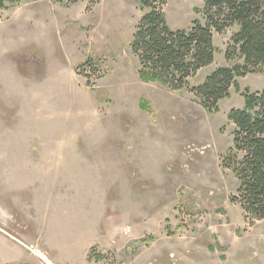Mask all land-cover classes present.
<instances>
[{
    "label": "rangeland",
    "instance_id": "1",
    "mask_svg": "<svg viewBox=\"0 0 264 264\" xmlns=\"http://www.w3.org/2000/svg\"><path fill=\"white\" fill-rule=\"evenodd\" d=\"M203 4L165 0L168 28L203 24ZM141 15L134 0L0 12V264H264V219L230 202L238 182L221 166L227 114L264 88V68L208 114L186 90L139 80ZM231 32L188 88L241 64L224 57ZM88 59L95 75L76 70Z\"/></svg>",
    "mask_w": 264,
    "mask_h": 264
},
{
    "label": "trees",
    "instance_id": "2",
    "mask_svg": "<svg viewBox=\"0 0 264 264\" xmlns=\"http://www.w3.org/2000/svg\"><path fill=\"white\" fill-rule=\"evenodd\" d=\"M36 1L39 0H0V12ZM134 1L142 15L129 47L138 62L140 81L159 83L173 92L186 90L206 113L213 114L218 112V103L229 98L231 89L238 91V78L264 68V0H204V23L194 20L186 31L168 28L162 11L165 0ZM231 29L235 31L224 57L226 62L238 60L241 64L218 68L203 84L188 88L189 79L213 62V34L222 35ZM81 69L89 75L97 73L90 59L76 70ZM86 86L95 87L88 79ZM241 97L244 107L231 109L227 114L233 125L232 148L221 158V166L238 182L230 202L238 205L253 223L264 219V88L255 93L244 90Z\"/></svg>",
    "mask_w": 264,
    "mask_h": 264
},
{
    "label": "crops",
    "instance_id": "3",
    "mask_svg": "<svg viewBox=\"0 0 264 264\" xmlns=\"http://www.w3.org/2000/svg\"><path fill=\"white\" fill-rule=\"evenodd\" d=\"M232 30V32L230 33V36H229V38H227L228 40L230 39V37H231V34L235 31V29H231ZM229 32H230V30H228ZM228 31H226L227 33H228ZM226 32L225 33H223L222 35H224V34H226ZM215 36H220V35H216V34H213V38H212V40L214 39V37ZM230 95H231V92H230ZM230 95H229V98H230ZM219 104V103H218ZM242 109V108H241Z\"/></svg>",
    "mask_w": 264,
    "mask_h": 264
},
{
    "label": "bare ground",
    "instance_id": "4",
    "mask_svg": "<svg viewBox=\"0 0 264 264\" xmlns=\"http://www.w3.org/2000/svg\"><path fill=\"white\" fill-rule=\"evenodd\" d=\"M187 2V1H186ZM187 4V3H186Z\"/></svg>",
    "mask_w": 264,
    "mask_h": 264
}]
</instances>
